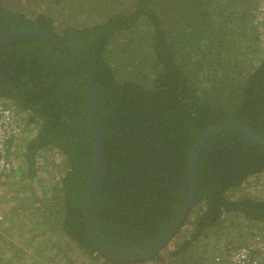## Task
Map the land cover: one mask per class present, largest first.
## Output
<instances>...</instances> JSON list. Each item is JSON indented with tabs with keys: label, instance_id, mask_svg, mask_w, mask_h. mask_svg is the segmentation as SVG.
<instances>
[{
	"label": "trees",
	"instance_id": "16d2710c",
	"mask_svg": "<svg viewBox=\"0 0 264 264\" xmlns=\"http://www.w3.org/2000/svg\"><path fill=\"white\" fill-rule=\"evenodd\" d=\"M256 3L0 0V36L47 33L86 50L99 65L105 159L91 218L112 250L145 252L161 240L183 206L189 157L202 131L241 121L264 134ZM89 74L84 61L46 43L0 46V99L26 119L24 132L37 131L21 144L9 176L7 196L25 200L16 203L18 215L13 210L5 219L18 218L10 229L17 242L0 229V264H217V256L264 232V147L228 132L203 149L195 201L163 254L138 263L101 254L81 215L94 166ZM55 151L67 165L57 180L55 159L47 161L49 169L42 163V155ZM46 174L52 178L44 180Z\"/></svg>",
	"mask_w": 264,
	"mask_h": 264
},
{
	"label": "water",
	"instance_id": "95a60500",
	"mask_svg": "<svg viewBox=\"0 0 264 264\" xmlns=\"http://www.w3.org/2000/svg\"><path fill=\"white\" fill-rule=\"evenodd\" d=\"M32 41L46 43L64 55L84 61L90 67L87 84V97L92 127L94 166L90 181L82 199L81 215L88 237L95 244L98 251L112 261L120 263H138L150 260L156 257L165 245L171 241L174 234L186 220L187 214L193 206L198 189V169L200 157L207 143L215 136L222 133L237 132L253 144L264 147V134L253 131L249 125L241 121H230L206 128L201 132L191 150L187 169V192L183 206L176 219L170 224L161 240L152 249L139 253H118L107 246L99 237L93 226L91 218L92 204L104 174L105 159V139L97 88V81L100 74L99 65L95 58L86 50L62 42L47 33L39 31H25L0 36V46L10 43Z\"/></svg>",
	"mask_w": 264,
	"mask_h": 264
},
{
	"label": "built area",
	"instance_id": "2783aa9c",
	"mask_svg": "<svg viewBox=\"0 0 264 264\" xmlns=\"http://www.w3.org/2000/svg\"><path fill=\"white\" fill-rule=\"evenodd\" d=\"M253 25L255 27L256 38L261 45H264V0H257L253 12ZM26 127V119L16 112L13 105H6L0 99V197L5 193L4 187L11 172L15 169V160L19 153L13 152L26 139L32 138L36 134L35 127L26 135L25 140L21 137ZM5 222V215L0 211V226ZM223 248V247H222ZM218 250L220 251V249ZM224 258L217 256V264H264V232L254 233L245 245H241L229 253H225Z\"/></svg>",
	"mask_w": 264,
	"mask_h": 264
},
{
	"label": "rangeland",
	"instance_id": "374dc122",
	"mask_svg": "<svg viewBox=\"0 0 264 264\" xmlns=\"http://www.w3.org/2000/svg\"><path fill=\"white\" fill-rule=\"evenodd\" d=\"M86 17H84V18H82V21L85 19ZM252 21V20H251ZM247 24H248V22H247ZM250 28H251V31H250V38L253 40V42L255 43V45H257V41H256V39H255V36H254V29H253V26H252V22L250 23ZM253 44V43H252ZM28 133H29V135H30V132H29V129H27L26 130V132H24V134L22 135V137L20 138L21 139V141H23V140H25V137H26V135H28ZM30 138H28V140H29ZM25 144H27V141H24L23 143H22V145L24 146ZM22 150V148H21V145L18 147V148H14L13 149V152H15V153H19L20 151ZM20 156V155H19ZM18 157V156H17ZM54 158L55 160L53 161V163L54 164H56L57 165V167L51 172V174H53V178L49 175V174H46V175H44V180H49V179H55V180H57L59 177H60V175H61V170L60 169H66V167H67V165H66V160H65V158L61 155V154H59V153H57V151H55V152H51V153H46V154H44V155H42V163L45 165V167L47 168V169H49V167H48V165L46 164L47 163V161L50 159V158ZM18 159V158H17ZM23 184V186H25V184L24 183H22ZM13 186V181H11V179H7V181H6V183H5V185H2V188L4 187V191H5V193H3V195L2 196H5L6 197V199H1V201H0V211L1 212H3V214L5 215V219H6V217H7V214H12L11 212H13V210H14V214H17L18 215V213H20L19 212V208H17V205H16V203H18L20 206L21 205H23V200H25V198L23 197V196H21V195H19V194H14V192H12L10 195H8L7 196V194L9 193V191H10V187H12ZM44 186H45V183H44V181L42 180V185L40 186L39 184H38V186H37V189H38V191H40V190H43L44 189ZM31 192L33 193V194H35V192H34V190H31ZM262 195H264V192H263V194ZM10 197H11V199L14 201V203H10V202H7V198L8 199H10ZM26 197V196H25ZM15 200H16V202H15ZM21 201H22V203H21ZM26 201H27V198H26ZM12 221V223H11V225L9 226L8 224H9V222H11ZM8 223V224H7ZM7 223H5L4 222V224H2L1 226H0V229L2 230V229H4V233H3V236L5 237V238H11V240L13 241V242H17L16 241V238H15V234L13 233L14 232V229H15V227L13 226L14 224H17L18 223V218L15 216L14 217V221L12 220V219H10ZM10 229L13 231H10ZM228 229H230V233H231V236L232 237H234L235 235H237V229H235V228H228ZM5 231H7L6 233H5ZM245 232V234H248V233H246V228H243L242 230H241V232ZM12 234V235H11ZM251 238V235H250V237L249 238H246V239H250ZM227 239H229V236L227 237ZM241 240V242H242V238L240 239ZM231 241V240H230ZM170 244H171V242H170ZM211 244L212 245H214V246H217L219 243L218 242H211ZM19 246H21L22 248H23V246H22V244H19ZM160 253H162V252H160ZM163 254V253H162Z\"/></svg>",
	"mask_w": 264,
	"mask_h": 264
},
{
	"label": "crops",
	"instance_id": "0c3cea01",
	"mask_svg": "<svg viewBox=\"0 0 264 264\" xmlns=\"http://www.w3.org/2000/svg\"><path fill=\"white\" fill-rule=\"evenodd\" d=\"M3 198H4V199H6V197H5V196H1V197H0V201H1V199H3ZM7 215H8V214H7Z\"/></svg>",
	"mask_w": 264,
	"mask_h": 264
},
{
	"label": "clouds",
	"instance_id": "9594fccd",
	"mask_svg": "<svg viewBox=\"0 0 264 264\" xmlns=\"http://www.w3.org/2000/svg\"><path fill=\"white\" fill-rule=\"evenodd\" d=\"M254 26V25H253ZM257 39V38H256ZM257 41H258V39H257ZM258 44H260V42L258 41Z\"/></svg>",
	"mask_w": 264,
	"mask_h": 264
},
{
	"label": "bare ground",
	"instance_id": "6f19581e",
	"mask_svg": "<svg viewBox=\"0 0 264 264\" xmlns=\"http://www.w3.org/2000/svg\"><path fill=\"white\" fill-rule=\"evenodd\" d=\"M1 208V207H0ZM4 251V250H3Z\"/></svg>",
	"mask_w": 264,
	"mask_h": 264
}]
</instances>
